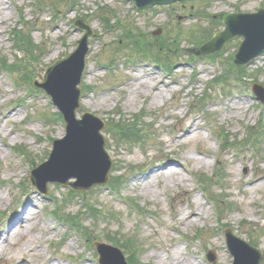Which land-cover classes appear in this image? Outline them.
<instances>
[{"label":"rangeland","instance_id":"1","mask_svg":"<svg viewBox=\"0 0 264 264\" xmlns=\"http://www.w3.org/2000/svg\"><path fill=\"white\" fill-rule=\"evenodd\" d=\"M35 1L0 0V56L21 64L12 32L26 34L38 53L35 61L22 59L29 63L23 70L40 80L47 65L75 48L82 32L74 20L87 22L93 35L76 114L90 111L104 120L113 160L110 184L121 186L107 182L69 194L68 186L48 182L46 192L37 191L28 178L31 161L37 166L48 158L49 139L62 137L64 124L32 82L2 72L0 239L6 241L0 264H100L94 242L123 251L121 240L128 238L133 245L123 256L128 261L136 250L134 264H232L226 227L264 254V141L255 143L247 133L249 127L264 128V104L251 90L253 83L264 87V51L242 67L240 84L227 93L213 79L220 70L228 79L237 76L230 56L242 37L227 41L214 59L192 60L183 50L208 37L205 31L223 29L225 13L253 12L264 0H186L142 12L127 0H46L43 7ZM156 54L168 71L154 65ZM117 122L138 128L124 141L112 131ZM214 129L238 138L221 148ZM15 147L26 154L14 156ZM167 169L182 178H169ZM206 181L220 215L196 189ZM68 222L81 233L67 229ZM17 231L21 235L14 237Z\"/></svg>","mask_w":264,"mask_h":264},{"label":"water","instance_id":"2","mask_svg":"<svg viewBox=\"0 0 264 264\" xmlns=\"http://www.w3.org/2000/svg\"><path fill=\"white\" fill-rule=\"evenodd\" d=\"M172 1L179 0H134V3L136 7L144 8ZM223 22L225 30L216 32L200 48L187 51L196 56L210 54L223 49L225 42L236 35H242L244 40L234 56L235 64H248L264 50V8H259L256 13L228 14ZM75 24L84 31L77 47L64 58L55 60L46 68L42 81L35 82V86L51 95L63 115L66 128L65 136L54 140L48 160L31 171L33 185L42 192H45L48 182L69 184L75 189H88L104 184L112 166L101 133L104 122L90 112L83 113L80 119L75 116L80 104L79 85L87 52V39L92 34V30L83 21L78 20ZM253 91L264 102V88L255 84ZM71 177L76 178V181L69 182ZM226 238L229 250L234 256L233 264H260L264 261L259 249L234 236L228 229ZM95 245L100 253L101 263L126 264L117 248L98 242ZM108 256L114 261H107ZM208 258L214 260L209 256Z\"/></svg>","mask_w":264,"mask_h":264},{"label":"trees","instance_id":"3","mask_svg":"<svg viewBox=\"0 0 264 264\" xmlns=\"http://www.w3.org/2000/svg\"><path fill=\"white\" fill-rule=\"evenodd\" d=\"M206 32V31H205ZM207 33V32H206ZM32 51H34V52H36V51H38L37 49H32ZM226 83V82H225ZM223 87H225V86H223ZM134 124V125H133ZM115 126H117V128H116V130H117V132H118V134L120 135V138H122L124 141H127V139L128 138H131L133 135H134V128H135V126L137 127V124L136 123H128V124H119L118 122L117 123H114V129H115ZM138 128V127H137ZM113 129V128H112ZM113 129V130H114ZM250 131H251V129H250ZM250 131H249V133H250ZM262 135V133H258V132H256V131H254V132H251L250 134H249V137H253V136H256V138H255V140L254 141H257V137H262L261 136ZM228 142V137H225V140H224V143H227ZM205 184L208 186V183H207V181L205 182ZM212 191H207V196H208V198L210 199V200H212L214 203H215V205H216V208L219 210V204H218V200L217 199H215L214 198V196H211L210 195V193H211ZM92 208V207H91ZM130 239L131 238H128V239H125V240H123L124 241V244H125V248L128 250V244L130 245V246H132L133 244H132V242L130 241ZM132 240V239H131ZM122 241V240H121ZM133 241V240H132ZM123 243V242H122ZM132 254H133V258H136L137 257V252H136V250L135 251H132L131 252Z\"/></svg>","mask_w":264,"mask_h":264},{"label":"bare ground","instance_id":"4","mask_svg":"<svg viewBox=\"0 0 264 264\" xmlns=\"http://www.w3.org/2000/svg\"><path fill=\"white\" fill-rule=\"evenodd\" d=\"M251 7V6H250ZM252 7H253V5H252ZM152 85L155 87V88H157V83H153L152 82ZM169 91H171V89L169 88L168 89ZM166 91V90H165ZM156 92H158V94H160V96H161V100H163L164 98H163V90L161 89V88H158V89H156ZM190 131H192V130H190ZM163 172H164V169L163 170H160L159 171V173L160 174H163ZM167 175H169V178H182V174L180 173V172H178V171H176V170H172V169H167ZM0 198H3V196L2 195H0ZM26 213V212H25ZM31 217H32V212L31 213H29L28 215H27V220H31ZM15 219H18V217H15ZM192 221V220H191ZM20 222V226H19V228L21 227V228H23L24 227V221H19ZM29 224H30V222H29ZM19 235H21V232H19V231H17V232H15L14 234H13V236L14 237H18ZM6 241V239H0V246H2L3 245V243ZM1 249V248H0ZM175 262H176V260L173 262L174 264H175ZM164 263V262H163Z\"/></svg>","mask_w":264,"mask_h":264}]
</instances>
